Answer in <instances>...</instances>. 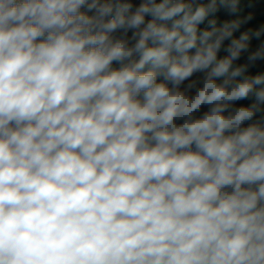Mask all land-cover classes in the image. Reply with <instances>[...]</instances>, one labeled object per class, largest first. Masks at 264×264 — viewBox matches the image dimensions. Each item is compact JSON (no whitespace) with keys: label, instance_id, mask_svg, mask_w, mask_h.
I'll list each match as a JSON object with an SVG mask.
<instances>
[{"label":"clouds","instance_id":"clouds-1","mask_svg":"<svg viewBox=\"0 0 264 264\" xmlns=\"http://www.w3.org/2000/svg\"><path fill=\"white\" fill-rule=\"evenodd\" d=\"M241 10L0 0V264H264V25Z\"/></svg>","mask_w":264,"mask_h":264},{"label":"trees","instance_id":"trees-1","mask_svg":"<svg viewBox=\"0 0 264 264\" xmlns=\"http://www.w3.org/2000/svg\"><path fill=\"white\" fill-rule=\"evenodd\" d=\"M241 9H242L240 12L241 17H247L249 15H251L252 17V19L249 20L248 23L244 26L245 28L247 27L258 28L261 25H264V0H241ZM218 15L220 16L221 20L231 18L226 16V14H224L223 12L218 13ZM201 27H204V25H201ZM113 67H119V65L114 63ZM252 71L253 72L264 71V64H262L257 69H252ZM238 103H248V101H241ZM203 110L206 109H202V111Z\"/></svg>","mask_w":264,"mask_h":264},{"label":"built area","instance_id":"built-area-1","mask_svg":"<svg viewBox=\"0 0 264 264\" xmlns=\"http://www.w3.org/2000/svg\"><path fill=\"white\" fill-rule=\"evenodd\" d=\"M131 2L134 4V6L135 5H137L139 2H140V0H131Z\"/></svg>","mask_w":264,"mask_h":264}]
</instances>
